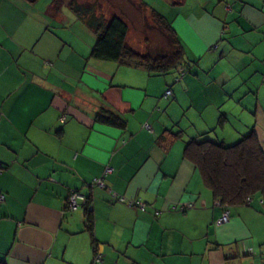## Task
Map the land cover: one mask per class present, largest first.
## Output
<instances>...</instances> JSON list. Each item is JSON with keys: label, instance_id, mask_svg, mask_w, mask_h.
Masks as SVG:
<instances>
[{"label": "crops", "instance_id": "crops-1", "mask_svg": "<svg viewBox=\"0 0 264 264\" xmlns=\"http://www.w3.org/2000/svg\"><path fill=\"white\" fill-rule=\"evenodd\" d=\"M167 3L183 76L96 61L95 35L84 40L64 6L0 0L5 264H92L95 253L99 264H264L261 199L219 223L223 208L182 154L191 140L228 146L251 132L264 152V0ZM102 109L125 128L95 121ZM70 191L89 197L95 245L84 209L66 210Z\"/></svg>", "mask_w": 264, "mask_h": 264}, {"label": "trees", "instance_id": "trees-1", "mask_svg": "<svg viewBox=\"0 0 264 264\" xmlns=\"http://www.w3.org/2000/svg\"><path fill=\"white\" fill-rule=\"evenodd\" d=\"M26 1L34 4L38 0ZM51 5L54 10L64 6L74 17L84 20L85 25L95 35L90 53L92 59L112 62L117 66L143 68L150 75H164L174 69H178L181 76L187 73L184 48L170 22L161 13L148 9L141 0H137V8L148 13L149 20L162 35L168 49L159 50L155 54L135 51L126 43L129 31L126 21L116 15L106 18L97 14L93 4H82L75 0L67 3L53 0ZM95 121L125 128L123 119L103 109L97 113ZM182 154L185 160L194 165L203 185L210 190L214 200L224 211L230 207L250 205L255 198H260L264 204V152L253 132L228 146L221 142L191 140L185 144ZM87 199L89 203V197ZM84 216L86 230L95 245L92 214L86 208ZM96 255L93 254L92 264ZM0 264H5L3 259H0Z\"/></svg>", "mask_w": 264, "mask_h": 264}, {"label": "rangeland", "instance_id": "rangeland-1", "mask_svg": "<svg viewBox=\"0 0 264 264\" xmlns=\"http://www.w3.org/2000/svg\"><path fill=\"white\" fill-rule=\"evenodd\" d=\"M53 0H41L42 5H47ZM63 3L69 0H61ZM78 3L94 5L97 14H102L106 18L116 15L126 21L129 26L126 43L135 51L155 54L159 50H166L164 39L159 31L153 26L148 18L147 12H142L137 8V0H75ZM148 6V9L157 11L163 15L165 6L169 0H141ZM168 4V3H167ZM67 19H71V12L64 10ZM75 18V17H73ZM78 34L85 38H92L93 33L83 24L78 27ZM89 41V40H86Z\"/></svg>", "mask_w": 264, "mask_h": 264}, {"label": "built area", "instance_id": "built-area-1", "mask_svg": "<svg viewBox=\"0 0 264 264\" xmlns=\"http://www.w3.org/2000/svg\"><path fill=\"white\" fill-rule=\"evenodd\" d=\"M168 94H169V91L166 92V95ZM144 128L148 131L150 130V127L147 124L144 125ZM110 172H111V169L105 168L103 172V176L107 175ZM89 187L90 188H93V187L104 188L105 185L102 179H94L90 183ZM4 199H5V195L3 193H0V203H3ZM87 200L88 199L85 194H82L78 191H70L66 199V210L69 212H72V211H76L79 208H83V209L86 208L88 211H91L92 207L90 203H88ZM119 201H122V199H119ZM130 205H135L141 211L144 210V204L142 203L130 202ZM227 221H228V211L225 210L223 211L221 217L218 219V222L226 223ZM101 261H102L101 257L99 255H96L93 264L101 263Z\"/></svg>", "mask_w": 264, "mask_h": 264}]
</instances>
